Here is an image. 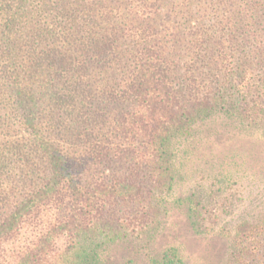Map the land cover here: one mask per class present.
Masks as SVG:
<instances>
[{
    "label": "trees",
    "instance_id": "obj_1",
    "mask_svg": "<svg viewBox=\"0 0 264 264\" xmlns=\"http://www.w3.org/2000/svg\"><path fill=\"white\" fill-rule=\"evenodd\" d=\"M217 131L264 139V0H0V264H186L174 210L264 264L227 158L174 194Z\"/></svg>",
    "mask_w": 264,
    "mask_h": 264
},
{
    "label": "rangeland",
    "instance_id": "obj_2",
    "mask_svg": "<svg viewBox=\"0 0 264 264\" xmlns=\"http://www.w3.org/2000/svg\"><path fill=\"white\" fill-rule=\"evenodd\" d=\"M195 146L199 149L194 151V163L188 164L191 175H194L179 184L175 195L184 193L194 181L199 182L200 175L194 171L196 166L203 170L211 169L213 163L227 158L231 164L229 169L234 172L233 180L238 182L232 184V193L238 201L234 204L232 215L226 220L232 225L238 220L256 215L264 208V139L256 135H228L217 131L210 138L195 143ZM234 163L237 165L234 166ZM236 172H240L238 176ZM170 245L181 249L186 264H223L227 255L225 241L216 236H195L178 210L172 211L167 218L166 229L157 240L158 249ZM113 255L114 264H124L130 259L133 264H147L142 258L124 249H116Z\"/></svg>",
    "mask_w": 264,
    "mask_h": 264
}]
</instances>
